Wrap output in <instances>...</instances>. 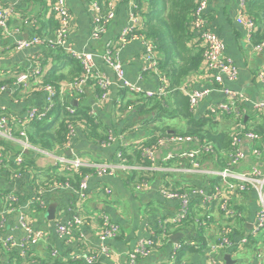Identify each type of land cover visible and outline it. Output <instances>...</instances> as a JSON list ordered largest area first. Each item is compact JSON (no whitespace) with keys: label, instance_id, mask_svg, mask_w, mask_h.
Masks as SVG:
<instances>
[{"label":"crops","instance_id":"obj_1","mask_svg":"<svg viewBox=\"0 0 264 264\" xmlns=\"http://www.w3.org/2000/svg\"><path fill=\"white\" fill-rule=\"evenodd\" d=\"M51 1L0 0V7L12 6L15 9V15L9 25L10 32L7 33L0 28V88L6 87V91L0 94V119L7 118L6 127L13 133V139L10 140L0 137V141L10 143L12 148L7 152L4 147H0V153L3 156L0 158V163L11 160L17 163L19 156L30 155L34 159L37 169H51L60 175H68L64 173L60 165H57L58 157L69 156L70 152L65 150V143L62 148L55 146L43 149L32 145L28 139V131L35 127L36 121L28 123L27 113L32 107L42 108L45 106L44 86L51 84L48 82L53 83L55 79L57 82L53 85L61 87V89L64 87V89L58 95L55 108L46 118L49 119L48 123L54 124V129L58 128L65 111H68L69 107L75 106L87 110V114L99 125L101 135L107 136L111 131L117 136V142L114 145L102 148L94 143L96 141L87 137V127L78 122V134L74 140L73 152L70 157H79L89 164L102 162L121 165L119 151L126 150L130 157V164L125 163L124 168L114 176L92 177L89 182V194L85 200H80L75 190H51L49 188L48 191L41 192V198L43 197L48 206L57 205L54 221L47 219L48 210L41 208V213H35L31 207L26 208L25 206L36 197V192L30 184L35 174L33 170L20 174V178L15 181L11 176V184L8 183L9 180L6 181L5 176L0 175V199L3 191L6 190L12 191L11 193L25 194L23 197L28 198V201L22 206L28 221L35 229H42L47 233L46 241L37 247H32L28 253L29 257L25 260L29 259L30 264H43L44 260L51 257L50 252L54 248L60 251L62 258L69 250L73 251L72 255L77 254V246L61 240L57 234L56 226L58 223L67 222L78 214L87 221L82 228L83 239L80 250L82 252L97 250L100 244L101 218L107 214L120 225L122 232L118 239L109 241L113 252L109 256L101 257L102 264H129L128 256L136 247L138 240L150 237L157 238L159 248L150 258L140 260L138 264H212V260L217 254L210 251L211 242L208 238H206V245L196 238L197 221V224L186 223L177 226L178 232L172 229L169 235L165 233L166 229L163 228L165 220L173 219L179 212L180 205L178 202L165 200L161 195V190L163 188L185 190L198 187L208 191L215 187V182H213L215 178L208 177L203 171L219 170L224 165H220L216 154L201 155L202 172H193L192 161L182 155L191 151L194 145L187 143L163 147L158 145L157 139L162 136L163 132L156 130L157 128L165 127L168 129L167 133L175 135L184 130L170 127L168 123L173 120L186 123L187 119L183 117L164 118L152 124H142V120L154 118L155 113L148 115L144 111L139 112V108L143 104L141 97H147L145 92L157 95L158 88L162 86L159 77L145 71L143 61L145 47L142 42H130L123 49L120 58L125 67L127 80L142 87L143 94H134L123 88L114 73L101 60H97L98 69L111 82L110 96L104 104L100 102V91L94 81H90L79 99H74L68 94L69 83L80 75L81 69L62 51L41 47L17 51L15 46L19 39H28L35 34L49 36L54 32L56 21L51 11ZM68 4L74 17L70 45L78 51L92 54L104 53L106 42L116 40L121 30L129 24L128 4L122 1L118 19L112 23L108 33L101 40L93 41L91 39L92 13L89 1L68 0ZM239 10V0H211L205 17L210 29L226 44L227 56L234 61L239 69L238 80L234 83H227L225 89L240 92L250 98V103L242 105L243 123L249 121L251 128L252 126L261 127L264 130V112L256 113L252 103L264 102V79L259 78L260 72L264 71V48L257 51L256 45L248 40L246 26L239 20ZM17 30H20V33H17ZM38 64H41L43 68V73L40 76L33 74L34 68ZM26 71L31 74L29 86L27 88L16 86L17 76ZM204 89L212 90V92L200 102L197 113H194L198 119L213 115V107L230 100L219 86L205 75L203 70L193 74L181 87L184 95ZM167 98L169 108H176L173 100L174 93L168 94ZM213 116L216 118V122H224L223 115ZM224 124L222 123L218 128L222 129ZM238 124L234 127L233 133ZM183 126L186 128V125ZM245 127L247 128V126ZM23 132L26 133V136L22 135ZM154 139L155 142L149 145L148 142ZM261 142L264 143V137ZM261 142L248 140L242 142L241 147L246 153V159L239 165L238 171L246 172L255 166L264 171V159L257 161L253 155V149L260 146ZM147 148H155L154 158L151 161L143 155ZM169 155H172L173 158L166 161ZM46 177L42 174L43 179ZM145 178L150 179V188L146 191H138L136 189L138 183ZM107 188L112 191L110 195L106 193ZM4 205L3 201L2 207ZM194 207L196 210L201 209ZM232 207L235 209L231 215L220 214L216 205L210 211L204 210L212 214L210 222H207V219L201 215L202 221L208 223L204 228L207 237H212L217 241L223 229L227 227H232L235 230L233 240L237 243H240L241 238L249 234L259 207L256 194L251 192L232 197ZM23 234L16 213L9 214L6 227L0 233V264H13L12 261H15L13 254H16V252L9 253L3 250L1 244L3 238L8 235L22 238ZM251 237L259 238V236L253 235ZM175 240H179V242L176 243ZM184 241H193L194 250L175 251V245ZM260 242L253 240L245 247L236 250L230 249L225 254L218 255L221 260L219 264H226L225 256L227 254L231 255L236 264H264V241ZM17 254L19 255L18 252Z\"/></svg>","mask_w":264,"mask_h":264},{"label":"built area","instance_id":"obj_2","mask_svg":"<svg viewBox=\"0 0 264 264\" xmlns=\"http://www.w3.org/2000/svg\"><path fill=\"white\" fill-rule=\"evenodd\" d=\"M91 13H92V34L91 39L93 41L101 40L109 31L110 26L114 21L118 19L119 7L122 1L128 4L129 8V24L125 26L116 40H109L106 42L105 51L102 54H92L87 52L78 51L70 45V38L73 29V14L69 7L68 0H52L51 11L56 21V28L54 32L49 36L33 35L28 39H19L16 41L15 49L17 51H24L35 47H41L49 50H60L64 55L79 63L82 69V73L71 81L68 85L67 92L74 99H79L85 92V87L94 81L100 91V102L105 103L110 96L111 82L106 78L98 69L96 63L97 60H101L115 75L119 83L123 88H126L134 94H143V88L139 85L132 84L126 78V71L124 64L120 58L123 49L133 41H140L145 47L143 61L145 63V71L151 73V75L159 77L162 84L158 88L157 95L166 98L168 96L167 87L169 82L160 74L158 66V54L155 43L148 40L144 35L136 33L135 30H140L143 25L141 16L136 14L140 10L141 0H108L104 5L98 0H88ZM211 0H200L199 6L195 13L194 29L197 30V35H200L201 45L203 48V66L202 69L205 75L211 79V81L218 85L222 92L230 99L229 102H223L217 104L212 108L213 115L217 114H229L234 115L239 124L236 131L233 133V145L234 152L226 157V164L221 170H205L203 173L207 176H213L221 180L220 184L214 188L206 191L198 187L189 189V191L173 190L163 188L161 195L165 200L174 201L179 203L180 210L177 215L171 220H165L163 228L166 229L168 225L179 226L182 222L188 218L191 206L194 202L198 203L204 214L203 218L210 222L212 219L211 213L204 210L213 209L214 205L219 209L220 214L231 215L233 214L232 197L241 195L243 193L254 192L257 196L259 207L256 213L255 222L253 228L249 234L241 238L240 243L233 240V234L235 230L232 227L223 229L221 236L215 242L211 244L210 251L217 254L212 260V264L221 263L218 255L225 254L230 249H238L247 246L250 243L251 235L258 237L261 233H264V171L258 166L253 167L249 171H238L239 165L246 159V153L243 151L241 144L243 141L248 140L251 142L260 143L263 139L259 133L253 130H247L244 126L242 119V105L250 103L251 100L245 94L235 92L230 89H225L227 83H234L239 78V69L232 59L227 56V46L216 34L213 32L209 23L205 17L206 10ZM248 0H239V20H241L247 29V38L252 41V37L256 32L255 22L247 14ZM15 15V9L12 6L0 7V28L7 33L10 32L9 25ZM20 33V30L16 31ZM264 48V42L256 45L257 51H261ZM43 68L41 64H38L33 71L34 75H42ZM30 72L26 71L20 73L16 78V86H22L27 88L30 83ZM259 78L264 79V71L259 74ZM64 87L61 89L53 84H47L44 86V93L46 97L45 106L42 108L32 107L27 113L28 123L34 121H43L53 111L56 106V100ZM6 91V87L0 88V94ZM212 90L204 89L198 90L186 95L190 99V109L193 113H197L198 107L201 101L205 100ZM146 96H154L149 93H144ZM149 94V95H148ZM255 106L256 113L264 112V102H252ZM68 112L71 116V120L68 122V133L65 141V150L67 152H73L74 140L78 134L77 122L75 120L77 112L74 107H69ZM7 118L0 119V137L5 140L13 139V133L6 127ZM26 136V133H22ZM117 142V136L113 132H109L107 139H105L100 146L102 148H109ZM160 147L166 145L177 144H191L194 148L191 151L184 153L182 156L187 157L192 162L193 172H202V163L200 161L201 155H215L216 150L213 144L202 143L199 138L193 135H177L168 134L160 136L157 139ZM155 148L145 149L144 157L151 161L154 158ZM253 155L255 159H264V143L261 142L260 146L253 149ZM120 164H107V163H94L89 164L84 162L79 157L61 155L57 158V165L61 166V169L67 173H79L83 167H89L94 170L93 173L85 175L78 188L71 186L69 183L55 184L50 187L51 190L69 189L75 190L80 200H85L88 197L89 182L92 177H111L124 168L126 160L122 159V152L119 151ZM0 158H3L0 153ZM173 158L172 155L166 158V161H170ZM24 157L19 156L17 158V164L22 165ZM20 178V174L17 173L14 176V181ZM150 188V179H142L136 189L138 191H146ZM107 194H111L110 189H106ZM37 200L39 206L48 210V205L41 199L35 197L26 208L31 207L32 203ZM18 199L10 195L7 198V205L3 206L0 210V233L5 229L7 224V217L9 214H15L18 217V223L23 230V237L17 238L13 235H8L3 238L1 244L4 251L9 253L18 252L19 256L24 260L29 257V251L32 247H37L44 243L47 239L46 231L42 229H35L33 225L28 221L27 214L22 205L16 206ZM222 213H221V212ZM87 223L86 219L80 214L73 216L65 223H58L57 234L61 240L66 241L69 244L77 246V254L73 255L74 260H82L86 264H102V256H109L112 254V248L109 245V241L116 240L120 237L122 229L119 224L114 222L112 218L104 214L101 218V232L99 234V246L97 250L91 252H82L80 246L83 239L82 228ZM156 237H150L149 239H140L136 247L130 252L128 256L129 264H138L140 260H146L152 256L155 250L159 248ZM194 246L193 241H184L175 245V251H179L184 245ZM53 258H60V251L53 249L51 251ZM175 259L177 257H174Z\"/></svg>","mask_w":264,"mask_h":264},{"label":"trees","instance_id":"obj_3","mask_svg":"<svg viewBox=\"0 0 264 264\" xmlns=\"http://www.w3.org/2000/svg\"><path fill=\"white\" fill-rule=\"evenodd\" d=\"M104 5L108 0H98ZM200 0H141L140 10L136 12L141 16L143 25L140 30H135L136 33L144 35L148 40L155 43L157 54H158V66L161 76H163L168 82L169 86L167 91L174 93V105L176 108H169L168 98L160 97L159 95L141 97L143 102L139 108V112L143 111L145 114L155 113V117L150 119L142 120V124H152L159 122L160 120L174 119L177 117H183L187 119L191 125V133L189 135L196 136L205 144H213L217 158L220 165L226 164V157L234 152L233 145V129L239 122L234 115L221 114L223 120L216 122V118L210 114V116L198 119L197 116L190 109V99L187 95L182 93L181 87L185 81L190 78L193 74L199 72L203 66V48L201 45L200 35H197V30L194 29L195 13L199 6ZM121 4V3H120ZM247 14L253 19L256 26V32L252 37V42L255 45L262 44L264 42V0H248ZM79 68L81 66L78 62L74 61ZM82 73V69L80 71ZM80 73V74H81ZM57 81L54 79L53 83ZM61 106V104H60ZM63 107V106H61ZM77 114L76 122H81L87 127V137L90 138L95 144L100 146L105 139L106 135H101L99 132V125H97L95 119L91 118L87 114L86 109L75 107ZM66 110V109H64ZM144 115V114H143ZM50 118V116H49ZM254 119V118H253ZM49 120V119H48ZM48 120L36 121L35 127L29 130L28 139L34 146L41 147L43 149H50L55 146L63 147L66 136L68 133V122L71 120V116L68 111H65V115L62 121L58 124V128L54 129L53 123H48ZM222 123L224 127L219 129ZM233 124V125H232ZM247 126V130H253L264 137V130L261 127L252 128L249 125V121L244 123ZM264 126V124H263ZM255 128V129H253ZM264 128V127H263ZM170 129V128H169ZM156 130H162L163 136L168 135V129L157 128ZM179 132L177 133V135ZM157 136V135H156ZM156 136L154 137L156 139ZM155 139L148 144L152 145ZM147 144V145H148ZM0 147L9 152L12 150L11 144L6 141H0ZM13 153V152H12ZM122 159L127 160V164H130V157L127 155L126 150L122 151ZM34 171L35 174L32 177L30 184L32 189L36 192L37 198L41 199V192L48 191L49 188L55 184L69 183L71 186L78 188L81 180L85 175L94 172L89 167H83L79 173H67V176L60 175V173L51 171V169H37L35 166L34 159L30 155H24V162L22 165L15 163V161H2L0 163V175L5 176L11 184V176L14 178L15 174H23L26 171ZM46 173L50 174L47 175ZM42 174L47 176L45 179L42 178ZM217 186L221 180L215 178L214 181ZM191 188H187L182 191H189ZM12 191H3L0 199V208L2 209V203L7 201L8 196L13 195L18 199L17 205H23L28 201V198H24L25 194L11 193ZM191 206L188 218L185 219L181 225L186 223H196L195 233L196 238L199 242L206 245V237H204L205 227L208 225L207 222H203L201 215L202 210H196L198 203ZM7 205V203H6ZM0 209V210H1ZM235 208H233L234 210ZM31 210L35 213H41L42 209L39 206V202L35 200L31 205ZM221 212V211H220ZM222 213V212H221ZM222 215H224L222 213ZM199 218V219H197ZM200 226V227H199ZM243 228L245 225H242ZM177 225H168L165 233L170 234L172 229L178 232ZM172 233V232H171ZM202 233V235H201ZM250 237V241H264V234H261L259 238ZM81 247V246H80ZM182 249L194 250L191 245L185 246ZM181 249V250H182ZM182 252V251H181ZM180 252V255H181ZM73 251H67L66 255L60 258H53L44 260L43 264H86L82 260H74ZM51 254V252H50ZM14 255L13 264H30V260H24L17 252Z\"/></svg>","mask_w":264,"mask_h":264},{"label":"rangeland","instance_id":"obj_4","mask_svg":"<svg viewBox=\"0 0 264 264\" xmlns=\"http://www.w3.org/2000/svg\"><path fill=\"white\" fill-rule=\"evenodd\" d=\"M173 121H175V122H173ZM173 121H170L168 123V126L173 127V128H177L180 130H184V131L179 132L178 135H189L191 133V127H190L191 125L188 123V121H185L186 123H182V121H180V120H173ZM183 125H186V128ZM170 127H168V128H170ZM221 169H219V170H221ZM208 177L214 178L213 176H208ZM201 235H202V233H201ZM203 235H204V237L208 238V240L211 242V244H215L216 241L214 238L207 237L204 232H203Z\"/></svg>","mask_w":264,"mask_h":264},{"label":"water","instance_id":"obj_5","mask_svg":"<svg viewBox=\"0 0 264 264\" xmlns=\"http://www.w3.org/2000/svg\"><path fill=\"white\" fill-rule=\"evenodd\" d=\"M72 155V152L69 153V156ZM56 213H57V205H49L48 207V211H47V219L50 220V221H54L55 218H56ZM175 242H179V240H175ZM225 261H226V264H236V261H234L231 257L230 254H227L225 256Z\"/></svg>","mask_w":264,"mask_h":264}]
</instances>
